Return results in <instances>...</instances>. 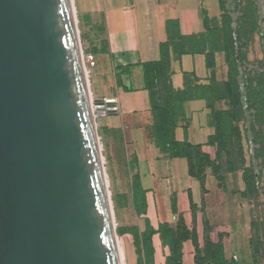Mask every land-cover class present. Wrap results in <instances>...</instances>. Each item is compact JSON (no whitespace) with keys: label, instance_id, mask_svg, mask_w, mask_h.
Wrapping results in <instances>:
<instances>
[{"label":"water","instance_id":"water-1","mask_svg":"<svg viewBox=\"0 0 264 264\" xmlns=\"http://www.w3.org/2000/svg\"><path fill=\"white\" fill-rule=\"evenodd\" d=\"M73 0H0V264H123Z\"/></svg>","mask_w":264,"mask_h":264},{"label":"crops","instance_id":"crops-1","mask_svg":"<svg viewBox=\"0 0 264 264\" xmlns=\"http://www.w3.org/2000/svg\"><path fill=\"white\" fill-rule=\"evenodd\" d=\"M80 1L82 3V0ZM216 1L219 2V0H105L104 8L85 9V12L82 14L84 19L88 17L92 19L93 16L96 18L97 16L95 14L101 9L106 16L108 50L106 53L100 54L104 58H107L105 60L110 65V69L114 73L115 78L116 74L120 73L122 80V86H119L116 80V86L117 89L119 88V91L111 97V99L115 100L116 110L114 111L112 109L111 112H107L108 114H124L127 122L130 123L129 129L132 133L135 132L134 126L138 127V131H141L148 140L152 138L151 126L153 120L150 110L149 91L145 89L144 72L141 64L160 59L161 44L166 41H171V33L168 31L167 22L169 20L176 22L179 31L183 35L203 32L205 28L203 19H199V11L202 9L203 14L204 8L209 15V7L214 6L210 4ZM75 2L77 4V0ZM221 13L222 11L217 15H209V17L219 18ZM95 21L98 22V20ZM175 31L177 32L176 29ZM126 66H130V70L123 73L122 69ZM215 71L217 80H227L228 65L224 52L216 53ZM185 73H194L200 79V83H208L210 70L206 64L205 55L199 53L183 54L178 58L172 53L170 78L175 89H183L185 87ZM125 87L130 88V90H126ZM103 98L107 99L108 97L104 96ZM216 108L227 109V101H217ZM185 112L188 124L183 122L176 128V139L179 141L187 140L192 144H202L203 150L214 159L217 148L214 145L208 144V140L214 134L215 129L210 123V109L207 107L206 101L203 99L187 101L185 103ZM106 123L108 124V122ZM109 128H111V132L118 130L117 125ZM105 130L108 129L105 128ZM135 151L138 158V167L135 172L140 174L142 185L147 190V214L140 217L136 214L139 218H142L143 228L139 224L133 225H138L141 230H144L146 218L149 219L150 224L155 229H158L163 222H175L177 215L173 212L171 200L174 194L177 199L178 212L182 214L188 228L190 230H196L200 247L204 245L205 222L208 221L212 227L210 232L212 241L215 243H223L225 257L229 261H235L238 264H244V262L250 261L252 254L251 231L253 221H251L249 216L250 196L243 194L246 184L243 179L242 170L228 171L225 165H223L225 181L221 185L220 181L213 175L212 169L208 168L206 170V193L202 192L201 184L195 178L199 183L201 200L197 201L195 199V191L193 188H183L177 192L171 190L168 193L171 207L170 209H166L168 210L166 212L158 203L156 190L146 186L145 177L140 169L142 156L138 149H135ZM156 159H163L170 166L172 164L174 167L177 166L178 160L183 159L186 161L189 174L188 160L186 158H170L168 155L160 152L156 156ZM210 174L217 179L219 188L214 203L211 202L213 200H209L210 190L208 188V178ZM154 185L157 187V184ZM190 192L194 202L197 204L194 212L191 209ZM226 207L231 210L226 212ZM214 208H217L218 211L221 210L223 218L228 217L227 220L225 219L226 222L219 221L220 217L216 215L210 217L211 211H214ZM235 215L240 222H233ZM239 223L244 229L241 237L235 231L236 225ZM239 240L245 241L244 244L240 245ZM152 241L154 247V264H167V258L171 254L169 246L164 244L159 233L153 235ZM129 244L133 245V248L129 247L136 254L137 264L138 255L135 245L128 238L126 242L124 240L125 246ZM241 246L246 250L243 256L244 259H240L241 255L238 249ZM182 251L183 264H197L195 259L196 246L192 239L183 242ZM132 264H135V262Z\"/></svg>","mask_w":264,"mask_h":264},{"label":"rangeland","instance_id":"rangeland-1","mask_svg":"<svg viewBox=\"0 0 264 264\" xmlns=\"http://www.w3.org/2000/svg\"><path fill=\"white\" fill-rule=\"evenodd\" d=\"M104 1L82 0L81 3L80 0H77L76 4L73 0L80 47L83 52V63L87 73L86 78L90 94L94 99H104V96L111 99L119 91L116 86L115 75L105 60L107 58L100 54V44L103 43V39H107V19L104 11L99 10L95 14L97 17L93 16L91 22L82 17L85 9L104 8ZM210 5L214 6L209 7V15L220 13L218 1ZM226 9L234 29H240L242 32L240 43L248 55L246 62L239 67L237 77L239 84L237 103L244 112V116L235 123L242 131L249 169V183H253L251 186L253 192L249 200V216L253 221L251 231L253 255L251 254L250 261L244 262V264H264V0H226ZM199 19H203L202 9L199 11ZM89 55L94 56L95 66L88 60ZM96 114L95 120L100 137L122 263L132 264L135 262L136 264V254L131 249L133 245L125 246L124 240L126 242L129 237L123 235L128 225L139 224L143 228V220L136 215L132 205L133 171L130 170L129 162L136 152L135 149H138L142 156L140 169L145 177V184L156 190L158 203L164 211L167 212L166 209L171 207L170 196L168 195L171 190L177 192L183 188H193L195 199L200 201L199 183L188 174L185 160H178L176 167L172 164L170 166L163 159L157 160L156 156L160 152L153 139L148 140L141 131H138V127L133 126L135 132L132 133L129 129L130 123L127 122L124 114H108L107 111H99ZM116 125L118 130L111 132L109 127ZM233 143L235 148L237 146L236 138H234ZM236 155H238L237 151ZM252 174H254L253 179L251 178ZM154 184H157V187ZM208 188L210 190L209 200H213L211 202L214 203L219 188L218 181L212 174L208 178ZM230 210L225 208L226 212ZM221 214V210L218 211L217 208H214L210 217L216 215L220 217L219 221L221 222L228 219V217L223 218ZM233 219V222H240L236 215ZM235 231L241 237L244 233L243 226L240 223L237 224ZM244 242L239 240L240 245H243ZM238 250L241 255L240 259H244L246 250L242 246Z\"/></svg>","mask_w":264,"mask_h":264},{"label":"trees","instance_id":"trees-1","mask_svg":"<svg viewBox=\"0 0 264 264\" xmlns=\"http://www.w3.org/2000/svg\"><path fill=\"white\" fill-rule=\"evenodd\" d=\"M220 17L210 18L207 10L203 9L204 31L198 34L183 35L178 29L177 23L169 20L167 27L171 33V41L161 44V56L159 60L148 61L141 64L144 72L145 89L149 91L152 126L151 133L156 147L161 153L170 158H186L188 160L189 175L196 178L206 193V170L212 169L213 175L223 185L225 176L222 166L228 171L242 170L246 184L245 196H251L253 192L249 183L247 157L243 143L242 131L235 125L244 116L241 107L238 106V75L239 67L247 60L246 49L240 43L242 32L234 29L227 15L226 0H219ZM88 21H92L90 17ZM177 30V32L175 31ZM100 44V53H106L108 42L103 39ZM224 52L228 65V78L219 81L216 77V53ZM178 58L183 54H204L206 64L210 70L208 83H200V79L194 74L185 73V87L175 89L171 83V54ZM130 66L122 69L128 72ZM117 84L122 86L120 73L116 74ZM126 90L130 88L125 87ZM203 99L210 109V123L215 132L209 137L208 144L217 148L214 159L203 150L202 144H192L187 140L176 139V128L183 122L188 124L185 112V103L189 100ZM226 100L227 109H217L216 102ZM236 138L237 146L234 148L233 140ZM236 151L238 155H236ZM132 174V201L136 214L140 217L147 214V190L144 189L141 176L135 170L138 167V158L133 154L129 162ZM251 178H254L252 174ZM254 182V181H253ZM190 204L193 212L197 204L192 198ZM172 208L177 220L175 222H163L155 229L148 218L145 219V229L138 225H130L125 228L123 235L135 245L138 255L137 264H154L153 235L159 233L165 245L169 246L171 254L167 258V264H183V242L192 239L196 246V263L205 264H238L229 261L225 257L222 242H213L210 236L211 226L205 222L204 245L200 247L196 230H190L186 225L182 214L178 212L176 195H172ZM253 229V223H252ZM252 255L253 240L251 237Z\"/></svg>","mask_w":264,"mask_h":264},{"label":"built area","instance_id":"built-area-1","mask_svg":"<svg viewBox=\"0 0 264 264\" xmlns=\"http://www.w3.org/2000/svg\"><path fill=\"white\" fill-rule=\"evenodd\" d=\"M88 60L91 61V64H92L93 66L96 65L95 60H94V56H93V55H89V59H88Z\"/></svg>","mask_w":264,"mask_h":264},{"label":"bare ground","instance_id":"bare-ground-1","mask_svg":"<svg viewBox=\"0 0 264 264\" xmlns=\"http://www.w3.org/2000/svg\"><path fill=\"white\" fill-rule=\"evenodd\" d=\"M86 68H85V66H84V70H85ZM87 73L85 72V75H86ZM91 93V92H90ZM115 225V224H114ZM119 244V243H118Z\"/></svg>","mask_w":264,"mask_h":264}]
</instances>
